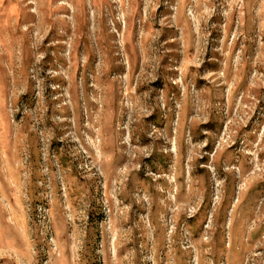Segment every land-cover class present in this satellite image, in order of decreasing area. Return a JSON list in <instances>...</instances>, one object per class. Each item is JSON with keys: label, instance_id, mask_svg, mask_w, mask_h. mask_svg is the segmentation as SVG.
Here are the masks:
<instances>
[{"label": "rangeland", "instance_id": "obj_1", "mask_svg": "<svg viewBox=\"0 0 264 264\" xmlns=\"http://www.w3.org/2000/svg\"><path fill=\"white\" fill-rule=\"evenodd\" d=\"M0 264H264V0H0Z\"/></svg>", "mask_w": 264, "mask_h": 264}]
</instances>
